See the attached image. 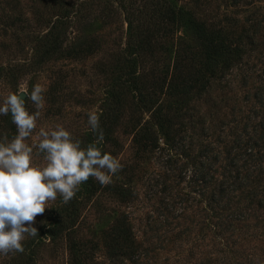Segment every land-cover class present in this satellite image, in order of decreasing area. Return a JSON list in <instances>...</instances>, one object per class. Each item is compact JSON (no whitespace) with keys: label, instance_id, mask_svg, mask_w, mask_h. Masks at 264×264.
<instances>
[{"label":"rangeland","instance_id":"rangeland-1","mask_svg":"<svg viewBox=\"0 0 264 264\" xmlns=\"http://www.w3.org/2000/svg\"><path fill=\"white\" fill-rule=\"evenodd\" d=\"M143 1L0 0V101L39 83L46 104L37 131L61 124L83 140L87 113L101 110L119 65L127 2ZM165 1L222 30L240 55L206 71L191 35L161 23L139 61L146 77H162L179 62L181 70L199 68L201 83L173 109L170 138L159 134L153 147L134 133L135 114L147 112L124 99L102 150L121 161L113 183L128 192H78L67 223L72 242L82 264H264V0ZM62 9L70 10L57 23ZM55 22L62 42L44 55L39 38ZM26 107L35 111L30 100ZM0 132L15 133L9 117L0 116ZM34 163L43 160L34 156ZM61 205L59 196L49 201L33 225L39 235L25 240V253L0 256V264H73L64 230L43 231ZM121 221L128 240L112 254L109 236Z\"/></svg>","mask_w":264,"mask_h":264},{"label":"trees","instance_id":"trees-1","mask_svg":"<svg viewBox=\"0 0 264 264\" xmlns=\"http://www.w3.org/2000/svg\"><path fill=\"white\" fill-rule=\"evenodd\" d=\"M145 1L127 2L126 7L128 8L125 12L126 41L118 51L119 65L116 66L101 107L100 123L104 131V142L110 139V133L126 97L131 99L130 102L135 110L140 109L147 112L146 117L140 116L141 118H139L137 113L134 116L137 127L134 133L142 145L155 146L159 134L169 139L172 133L173 109H178L184 105L190 99L195 83L198 85L201 83L198 75L199 68L192 72L181 70L179 62L173 63L171 70L166 71L162 77L158 76L154 79L146 77L139 61L142 55L152 51L155 32L162 28L161 23L177 26V28L186 30L191 35L201 48L203 55L201 67L206 71H213L217 64L227 66L241 52L237 42H231L225 33L218 28L205 27L190 10L172 5L165 0ZM117 3H119V7L124 9L123 2ZM68 10L70 9H62V12L56 17L57 23L62 22V19L67 17L64 12ZM134 13L137 16L134 17ZM56 22L52 23L40 35V52L44 55L57 50L61 45L62 37L56 29ZM158 91H161V94L163 93L165 96L159 97ZM82 139L87 144L93 140V135L87 130ZM101 188H109L121 196L128 192V188L123 185L111 183L107 186H101L90 178L81 186L79 193L87 194ZM75 204L76 198L58 207L52 216V221L46 225L43 231L46 230L48 234H57L64 230L73 264H82L79 258L81 250L79 251L72 242V228L69 227L76 210ZM127 234V227L122 221L119 222L114 228V232L109 236L110 249L113 247L116 249L115 251L110 250V253L118 254L120 252L118 248L128 240Z\"/></svg>","mask_w":264,"mask_h":264},{"label":"clouds","instance_id":"clouds-1","mask_svg":"<svg viewBox=\"0 0 264 264\" xmlns=\"http://www.w3.org/2000/svg\"><path fill=\"white\" fill-rule=\"evenodd\" d=\"M45 92L39 83L30 92L25 85L0 101V116L9 117L15 127L11 136L0 132V256L25 253L24 242L39 235L33 225L49 201L59 196L67 204L90 178L107 186L123 168L118 158L102 150L105 137L98 107L87 113L86 128L93 135L87 144L61 124L37 131ZM21 94L35 111L28 110ZM34 133L35 142L29 143ZM34 156L42 158V166L34 163Z\"/></svg>","mask_w":264,"mask_h":264},{"label":"water","instance_id":"water-1","mask_svg":"<svg viewBox=\"0 0 264 264\" xmlns=\"http://www.w3.org/2000/svg\"><path fill=\"white\" fill-rule=\"evenodd\" d=\"M23 96V94H21V97Z\"/></svg>","mask_w":264,"mask_h":264}]
</instances>
